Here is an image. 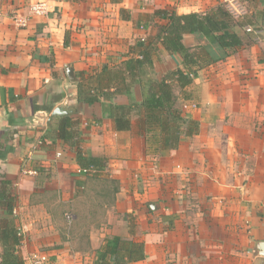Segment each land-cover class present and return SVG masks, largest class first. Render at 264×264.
<instances>
[{
    "label": "crops",
    "instance_id": "obj_1",
    "mask_svg": "<svg viewBox=\"0 0 264 264\" xmlns=\"http://www.w3.org/2000/svg\"><path fill=\"white\" fill-rule=\"evenodd\" d=\"M226 1L0 0V191L2 181L12 183L25 264L34 257L97 264L113 237L145 244L146 259L134 264H264V31L253 46L200 72L187 89L197 108L184 110L200 133L165 156L147 153L136 118L131 131L116 132L104 105L78 102L82 78L121 64L166 23L158 11L201 13ZM234 1V10L245 7ZM41 2L47 14L31 15ZM184 43L205 41L186 35ZM180 62L162 52L153 77ZM133 98L142 99L137 87ZM59 107L80 122L85 152L108 159L107 176L120 186L114 205H88L94 180L78 173L70 147L52 139L59 117L50 116ZM5 216L0 208V228Z\"/></svg>",
    "mask_w": 264,
    "mask_h": 264
},
{
    "label": "trees",
    "instance_id": "obj_2",
    "mask_svg": "<svg viewBox=\"0 0 264 264\" xmlns=\"http://www.w3.org/2000/svg\"><path fill=\"white\" fill-rule=\"evenodd\" d=\"M238 1L245 4L244 14L234 13L227 3L201 13L158 11L156 14L166 23L156 25L154 36L139 40L121 64L105 66L82 78L78 83V102L104 105L116 132L131 131L136 118L146 138L148 154L165 156L176 151L184 138L200 133V122L184 111L185 105L193 104L187 89L205 68L256 44L258 33L264 29V0ZM138 26L148 28L147 24ZM186 35H199L205 43L189 47L184 43ZM162 52L179 57L181 67L156 79L153 77L155 63L161 59ZM136 87L141 92V101L133 98ZM119 96H128L129 104H117L115 100ZM45 110L51 112L52 108ZM53 124V141L60 140L74 151L79 168L87 172L84 176L94 181H108V159L85 152L80 122L67 115L56 118ZM111 182L118 184L113 179ZM12 190L10 181H2L0 208L6 218L0 228L1 261L2 264H25L18 254L22 236L15 222L16 197ZM118 192L119 187L113 189V196ZM126 219L130 221L132 216L127 215ZM145 259L144 243L113 237L99 250L97 264H134Z\"/></svg>",
    "mask_w": 264,
    "mask_h": 264
},
{
    "label": "rangeland",
    "instance_id": "obj_3",
    "mask_svg": "<svg viewBox=\"0 0 264 264\" xmlns=\"http://www.w3.org/2000/svg\"><path fill=\"white\" fill-rule=\"evenodd\" d=\"M237 8L239 10L238 12L235 11L233 8L230 7V9L234 13H236L238 15L244 14L246 12L245 11L246 9H244V8H242L240 6H238ZM263 31H264V29L261 32H263ZM261 34L262 33H260L258 35L261 36ZM190 105L192 106V104H190ZM196 108L197 107H191L188 110H190V109L195 110ZM108 179H109L108 181H106V180H95V181L92 182V184H91L90 187L92 188V192H93L94 195L88 194L87 200H86L87 203H88V205L90 204V205H92L94 207L95 205H98V204L101 205L103 203H105L106 205H110V206H112V205L115 204V200L116 199L113 196V189H116L118 187L120 188V186L118 184H116V183L114 184L113 182H111L112 179L110 177ZM88 205L87 204H84L83 207H82L83 210L81 209L82 211H84V214L87 212L85 209L87 208ZM86 220L82 219L83 223ZM80 230H81V232H84L85 231L84 225H82V227L80 228Z\"/></svg>",
    "mask_w": 264,
    "mask_h": 264
},
{
    "label": "built area",
    "instance_id": "obj_4",
    "mask_svg": "<svg viewBox=\"0 0 264 264\" xmlns=\"http://www.w3.org/2000/svg\"><path fill=\"white\" fill-rule=\"evenodd\" d=\"M226 2L229 4V6L231 8H233V9L235 8L236 4H235V1L234 0H227ZM47 12H48V6H47V3H44V2L34 4L30 8L31 15L43 16V15H46ZM15 22L21 28H25L28 25V19L25 18V17H17L15 19ZM250 30L251 29H248V31H250ZM191 107H197V106H196V104H192V106L191 105H185L184 106V110H188ZM78 173L81 174V175H83V176L85 174H87L86 171L81 170V169L78 170ZM66 219L69 222H73L74 216L73 215H67L66 216ZM31 264H47V258L46 257H40V258L34 257L32 259V261H31Z\"/></svg>",
    "mask_w": 264,
    "mask_h": 264
},
{
    "label": "water",
    "instance_id": "obj_5",
    "mask_svg": "<svg viewBox=\"0 0 264 264\" xmlns=\"http://www.w3.org/2000/svg\"><path fill=\"white\" fill-rule=\"evenodd\" d=\"M66 71H67L68 78L71 81H73V82H77L78 81L76 76H75L74 69L72 67H70V66L67 67ZM68 114H70V112H68V111L64 110L63 108L59 107V108H56L54 110V112L51 114L50 120H53L56 117H62V116L68 115ZM155 208L156 207L152 206V209H155ZM259 250L261 251L262 256H264V244L259 246ZM0 264H2V263L0 262Z\"/></svg>",
    "mask_w": 264,
    "mask_h": 264
}]
</instances>
